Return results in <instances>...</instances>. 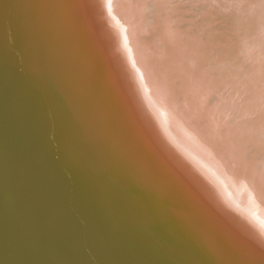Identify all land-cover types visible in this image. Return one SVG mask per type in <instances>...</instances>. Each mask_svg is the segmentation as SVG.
<instances>
[{"label":"bare ground","instance_id":"obj_1","mask_svg":"<svg viewBox=\"0 0 264 264\" xmlns=\"http://www.w3.org/2000/svg\"><path fill=\"white\" fill-rule=\"evenodd\" d=\"M83 1L76 0L78 11ZM93 1L85 18L104 22L113 59L134 80L137 101L158 129L155 141L172 159L155 158L153 141L134 119L130 88L125 109L111 60L102 57L107 76L92 73L76 83L77 90L84 84L95 127L107 132L100 114L111 117L128 149L118 150L132 170L140 164L134 174L106 182L123 228L155 264H264V0ZM57 2V22L81 20L70 11L66 17ZM26 54L38 58L31 44ZM69 63L62 74L76 70ZM37 79L51 113L71 124L45 78ZM70 136H78L76 128ZM26 219L36 218L27 211L5 219L0 212V264H70L55 254L63 246L76 254L68 242L37 236Z\"/></svg>","mask_w":264,"mask_h":264},{"label":"water","instance_id":"obj_2","mask_svg":"<svg viewBox=\"0 0 264 264\" xmlns=\"http://www.w3.org/2000/svg\"><path fill=\"white\" fill-rule=\"evenodd\" d=\"M85 1L78 11L76 0H61L65 16L70 11L81 17H77L79 22H57V0H25L23 7L20 0L0 3V212L5 219L16 212H31L36 219L25 221L37 236L49 234L51 240L68 242L76 254L67 246L55 254L67 258L70 264H155L123 228L116 216L118 201L106 187L108 180L111 183L119 179L121 173L134 174L140 164L132 170L122 150H118L121 147L128 151L116 135L111 117L100 114L101 121L109 127L107 132L95 127L84 84L77 90L76 82L93 74L107 76L101 60H111L107 65L115 85H120L121 101L127 109V86L136 103L134 119L153 141L149 143L155 158L164 157L169 164L172 159L166 148L163 150L155 141L158 129L152 128L149 114L137 101L134 80L128 73L123 74L113 59L115 52L108 46L111 37L100 29L104 22L85 18L97 2ZM13 10H17V27L11 21ZM30 44L38 58L26 54ZM97 45L103 50L98 51ZM70 61L80 75L70 68L62 74ZM38 76L45 78L43 84L56 101L55 107L67 115L71 124L51 113ZM99 91L104 99L102 88L97 89V96ZM75 128L78 136L72 138L70 131ZM116 137L120 143H112ZM122 139L126 140L124 135ZM5 230L11 234L9 228Z\"/></svg>","mask_w":264,"mask_h":264}]
</instances>
